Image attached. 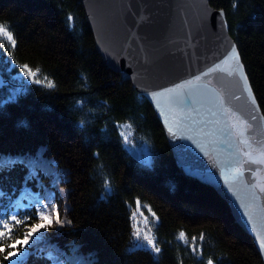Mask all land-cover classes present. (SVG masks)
I'll return each instance as SVG.
<instances>
[{"label": "trees", "instance_id": "16d2710c", "mask_svg": "<svg viewBox=\"0 0 264 264\" xmlns=\"http://www.w3.org/2000/svg\"><path fill=\"white\" fill-rule=\"evenodd\" d=\"M209 2L224 9L264 114V0ZM0 25L16 42L0 37V245L52 217L0 264H264L225 198L176 164L147 97L98 50L81 0H0ZM138 224L158 253L133 235Z\"/></svg>", "mask_w": 264, "mask_h": 264}, {"label": "water", "instance_id": "95a60500", "mask_svg": "<svg viewBox=\"0 0 264 264\" xmlns=\"http://www.w3.org/2000/svg\"><path fill=\"white\" fill-rule=\"evenodd\" d=\"M81 1L98 50L147 97L176 164L225 198L264 263V192L259 187L264 184V164L252 163L245 155L259 159L264 150V114L224 9L209 0ZM233 47L238 61L231 59ZM217 66L220 70L204 75ZM237 67H242L251 96L241 76L229 75ZM189 81L191 86H185ZM171 96L178 102L170 103ZM231 113L249 126L244 134L247 145L227 127L234 122L229 120ZM130 152L138 156L134 145ZM234 169L242 174L235 175Z\"/></svg>", "mask_w": 264, "mask_h": 264}, {"label": "snow or ice", "instance_id": "6c2138e0", "mask_svg": "<svg viewBox=\"0 0 264 264\" xmlns=\"http://www.w3.org/2000/svg\"><path fill=\"white\" fill-rule=\"evenodd\" d=\"M68 20H69V22H71L73 20V17L70 15L68 17ZM0 37L6 38V40L8 42H10L11 47H13V48L15 47V43L16 42H15L14 36L7 29V27L5 25H0ZM232 52H233V55L231 56V59L233 61H238V57L235 55V48L234 47L232 49ZM24 67L27 68V66H24ZM217 70H220L219 66H217V68H215V69H209V72L205 73L204 75H208L211 71H217ZM29 75H34V73L29 71ZM229 75H239V76H241V79L244 82V87H245L246 90H248L246 77L242 76V67H237V68L233 69L232 71L229 72ZM195 79H196V81H199L201 79V77L197 76ZM35 82L39 83L40 81L36 80ZM191 84H192V81H189V82H186L185 86H191ZM49 86L51 87V86H54V85H52V83L49 81ZM167 91L169 93H173L175 90L174 89H169ZM248 94H249V96H251L250 90H248ZM161 95H163V93L155 94V96H157V97H159ZM169 102L170 103H177L178 101H177V98L175 96H171V97H169ZM187 102H190V101H187ZM252 102L255 103L254 100ZM225 112L227 113V112H229V110L225 109ZM253 119H255V117H253ZM229 120L230 121H234V122L230 123L227 126V127H230V128L233 129V133L232 134H234V135H236L238 137H241L240 142L242 144L247 145L248 144V140L246 138H244V134H245L246 128L249 127V126L246 125L245 121L240 120L239 117H236L235 113H231L229 115ZM169 130L171 131V129H169ZM125 140H127V137H125ZM245 155L248 156L249 160H251L252 163H262V164H264V150L260 151V153H259V157L260 158L259 159H253L250 153H245ZM233 172H234L235 175H241L242 174V171L240 169H234ZM104 187H105V190H109V188H110L109 182L107 180L104 181ZM259 187H260V191L264 192V184L259 185ZM12 219L16 221V224H21L22 223V221L16 220L15 217H13ZM56 223L57 224L61 223L58 213L56 215ZM50 224H52V217H50L48 215L41 214L40 215V222L36 223V224H32L30 226V230L27 231V233L24 235L23 239H16L12 243H10V244H8L6 246L5 245H0V253L4 252L6 247L7 248L16 249L17 245H20V248L23 249L25 246L29 245V243L33 240V238L36 237V235L38 233H40V231L42 229H46ZM4 228L7 230V234H8L9 239H11L12 229L9 228V226L7 224H4ZM134 228L136 230L134 231L133 235L136 237V239L138 241H140L142 239L143 241H146V245L147 246H151V249L153 251H155L157 253L160 251L159 247L156 245V242H155L154 238H150L148 235H144L143 237H141L140 231H139V226L138 225H134ZM4 236H5V231L0 230V238H3ZM183 236H184V233L181 232L180 233V237H183ZM202 238H203V235H201V239ZM193 239H195V238H193ZM19 255H20V251L16 250V251L8 252L7 255H5L3 258L5 260H9V259L15 258V257H17ZM207 264H213V260L209 259Z\"/></svg>", "mask_w": 264, "mask_h": 264}, {"label": "rangeland", "instance_id": "374dc122", "mask_svg": "<svg viewBox=\"0 0 264 264\" xmlns=\"http://www.w3.org/2000/svg\"><path fill=\"white\" fill-rule=\"evenodd\" d=\"M138 226H139V231H141V226L139 224H138ZM140 235H141V237H143L144 235H148V232L146 230H143Z\"/></svg>", "mask_w": 264, "mask_h": 264}]
</instances>
